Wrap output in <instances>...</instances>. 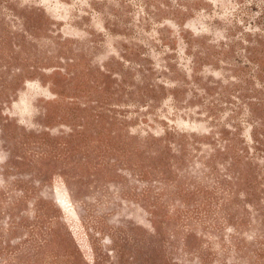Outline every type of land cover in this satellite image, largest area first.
<instances>
[{
	"label": "rangeland",
	"instance_id": "obj_1",
	"mask_svg": "<svg viewBox=\"0 0 264 264\" xmlns=\"http://www.w3.org/2000/svg\"><path fill=\"white\" fill-rule=\"evenodd\" d=\"M0 264H264V0H0Z\"/></svg>",
	"mask_w": 264,
	"mask_h": 264
}]
</instances>
